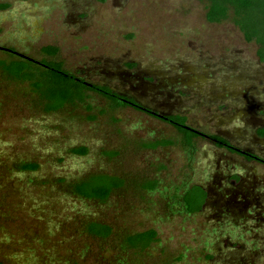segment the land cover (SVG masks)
<instances>
[{
    "label": "rangeland",
    "instance_id": "374dc122",
    "mask_svg": "<svg viewBox=\"0 0 264 264\" xmlns=\"http://www.w3.org/2000/svg\"><path fill=\"white\" fill-rule=\"evenodd\" d=\"M0 61L7 49L62 62L161 116L264 157V63L230 21L209 23L201 0H0ZM55 46L58 52H41ZM181 134L95 92L46 112L28 84L0 69V264H264V165L195 139L188 160ZM170 139V146L143 144ZM85 147L86 154L73 148ZM38 165L21 170L23 163ZM94 173L126 179L108 201L76 195ZM156 180L146 191L140 184ZM198 184L202 209L189 214L177 194ZM112 227L107 238L84 224ZM154 229L145 249L125 234Z\"/></svg>",
    "mask_w": 264,
    "mask_h": 264
},
{
    "label": "trees",
    "instance_id": "16d2710c",
    "mask_svg": "<svg viewBox=\"0 0 264 264\" xmlns=\"http://www.w3.org/2000/svg\"><path fill=\"white\" fill-rule=\"evenodd\" d=\"M206 3V20L209 23H221L230 20L242 33L246 42L256 44V54L261 63H264V0H201ZM6 4H0L5 8ZM41 52L48 56H55L58 48L46 46ZM9 60L0 61V69L11 79L27 83L30 90L35 93L43 103L46 112H54L66 106H76L85 102L87 92L106 98L115 107L131 106L138 111L148 113L173 126L180 134V144L187 152L188 160L193 159L196 153L195 139L205 137L194 127L187 125L186 117L173 114L161 116L132 97L122 95L110 87L101 84H90L84 79L66 70L62 62L57 60H36L24 53H16L14 49H7ZM264 134V130L260 131ZM207 139L217 147L223 148L230 153H235L248 161H256L264 165V158L248 152H243L233 145L229 140L215 133H208ZM175 144L170 139H158L143 144L147 149H156ZM76 154H86L85 147L72 149ZM38 165L33 162L23 163L21 170L34 171ZM126 179L124 177L108 174L94 173L72 186L73 192L88 200H95L104 204L112 194L124 188ZM156 180H147L140 184L146 191L156 188ZM207 198V191L198 184H192L177 194V204L189 214H194L202 209ZM85 231L92 236L107 238L112 234V227L96 222L88 221L84 224ZM157 240V232L154 229H146L139 232L125 234L123 242L125 247L133 249H145Z\"/></svg>",
    "mask_w": 264,
    "mask_h": 264
},
{
    "label": "flooded vegetation",
    "instance_id": "af4514ba",
    "mask_svg": "<svg viewBox=\"0 0 264 264\" xmlns=\"http://www.w3.org/2000/svg\"><path fill=\"white\" fill-rule=\"evenodd\" d=\"M158 113V112H157ZM165 116V115H164ZM200 133H202V135L203 136H205V138L207 137V135L205 134V133H203V132H201L200 131ZM242 151V150H241ZM243 152H246V151H243ZM248 153H252V152H248ZM253 154H256V153H253ZM256 155H259V154H256ZM259 156H261V155H259ZM261 157H263V156H261ZM264 158V157H263ZM251 161H253V160H251ZM256 162V161H255ZM208 195V194H207ZM206 200H207V198H206ZM206 202V201H205Z\"/></svg>",
    "mask_w": 264,
    "mask_h": 264
}]
</instances>
